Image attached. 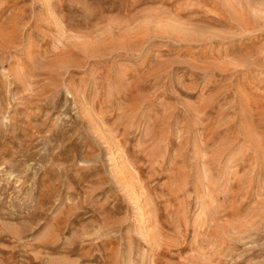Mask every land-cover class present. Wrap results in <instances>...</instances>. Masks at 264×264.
<instances>
[{"label": "rangeland", "instance_id": "obj_1", "mask_svg": "<svg viewBox=\"0 0 264 264\" xmlns=\"http://www.w3.org/2000/svg\"><path fill=\"white\" fill-rule=\"evenodd\" d=\"M0 264H264V0H0Z\"/></svg>", "mask_w": 264, "mask_h": 264}]
</instances>
